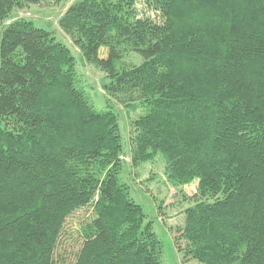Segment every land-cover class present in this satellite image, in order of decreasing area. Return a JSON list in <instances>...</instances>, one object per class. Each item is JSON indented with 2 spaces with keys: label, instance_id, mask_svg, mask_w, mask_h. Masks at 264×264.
I'll use <instances>...</instances> for the list:
<instances>
[{
  "label": "trees",
  "instance_id": "16d2710c",
  "mask_svg": "<svg viewBox=\"0 0 264 264\" xmlns=\"http://www.w3.org/2000/svg\"><path fill=\"white\" fill-rule=\"evenodd\" d=\"M47 1L0 0V264H162V243L120 180L117 116L94 109L50 32L7 24ZM141 7L80 0L57 24L104 73L108 99L144 112L130 121L131 164L160 155L170 184L197 181L174 238L183 258L264 264V0ZM129 54L141 62L118 68ZM84 208L80 248L59 262L66 220Z\"/></svg>",
  "mask_w": 264,
  "mask_h": 264
},
{
  "label": "rangeland",
  "instance_id": "374dc122",
  "mask_svg": "<svg viewBox=\"0 0 264 264\" xmlns=\"http://www.w3.org/2000/svg\"><path fill=\"white\" fill-rule=\"evenodd\" d=\"M80 0H49L39 5H30L22 10H16L11 22L16 18L31 21L36 28L50 32L58 42L62 43L75 61V70L80 81L79 86L85 91L89 102L97 111H110L117 116L121 133L122 159L124 168L120 175L121 182L129 189L130 198L142 208L146 216L145 222H150L153 232L162 243V264H199L183 258V254L175 247L176 230L184 223L185 211L195 204L194 193L197 181L188 185L173 186L165 176V164L160 155L153 161L133 166L129 156L130 121L144 114L143 111H130L113 100H109L104 91L105 75L89 65L72 40L58 28L59 18L74 3ZM142 0H136L137 8L142 12ZM152 18L153 15H151ZM155 19V18H154ZM106 57V50L100 49L99 58ZM140 58L134 54L123 56L118 63L122 66L137 65ZM91 216V209L84 208L71 215L64 225L62 237L56 253L59 262L69 263L74 260L80 248L78 231L80 226Z\"/></svg>",
  "mask_w": 264,
  "mask_h": 264
}]
</instances>
